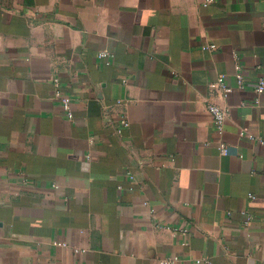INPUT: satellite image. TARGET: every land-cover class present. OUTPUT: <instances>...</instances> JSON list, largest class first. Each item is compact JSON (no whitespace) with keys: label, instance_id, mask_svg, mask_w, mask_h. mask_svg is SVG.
Instances as JSON below:
<instances>
[{"label":"crops","instance_id":"obj_1","mask_svg":"<svg viewBox=\"0 0 264 264\" xmlns=\"http://www.w3.org/2000/svg\"><path fill=\"white\" fill-rule=\"evenodd\" d=\"M261 78L264 0H0V264H264Z\"/></svg>","mask_w":264,"mask_h":264},{"label":"built area","instance_id":"obj_2","mask_svg":"<svg viewBox=\"0 0 264 264\" xmlns=\"http://www.w3.org/2000/svg\"><path fill=\"white\" fill-rule=\"evenodd\" d=\"M213 1L214 0H207L208 3H212ZM204 49L215 50V49H217V46L214 44L213 45H206L204 47ZM110 56L111 55L106 51H102L99 54V57L101 59H106L107 63H110V61H109ZM238 79H239V83L241 85H243L244 84L243 83V77L241 74H238ZM217 85L222 90V92L224 93L225 96H227L229 93H231V88L228 87V85L225 83L224 76L219 78ZM256 91L259 94L264 92V79L263 78L259 79V81L256 85ZM57 96L62 100L63 106H64L65 110L67 111L68 117L73 118L74 115H73V112L71 109L72 99L68 96H63V95H59V94H57ZM208 110L212 116L213 124H214L216 130L219 132H223L224 128H225V123L227 121V116H228L226 109L217 103L211 102L208 105ZM129 125H130V122H129L128 118L126 116H123L121 118V121H120V127L118 129V133H122L125 128L129 127ZM260 140H261L262 144L264 145V136H261ZM219 149L223 155H227L229 152L228 145L223 140H221L219 142ZM54 244L59 245V246L64 245V243L59 242V241H55ZM176 261H177L176 258H169V259L161 261V263L162 264H175ZM205 264H208V263L206 262Z\"/></svg>","mask_w":264,"mask_h":264}]
</instances>
